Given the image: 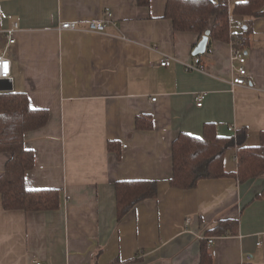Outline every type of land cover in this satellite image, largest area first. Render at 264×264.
Instances as JSON below:
<instances>
[{"label": "crops", "instance_id": "1", "mask_svg": "<svg viewBox=\"0 0 264 264\" xmlns=\"http://www.w3.org/2000/svg\"><path fill=\"white\" fill-rule=\"evenodd\" d=\"M246 1L228 0L230 22L245 19L233 9ZM166 3L0 0L8 91L49 114L24 137L35 155L26 186L61 192L57 209L39 211L5 209L0 194V264H264V199L256 198L264 172L244 182L202 179L191 189L170 184L173 142L182 133L203 137L205 124L215 123L218 135L230 137L245 127L246 146L261 144L264 16L253 19L246 47L251 86L234 88L231 43L209 37L205 53L195 55L203 36L176 31ZM107 13L105 31L88 30ZM67 21L78 29H61ZM14 23L9 44L5 30ZM195 56L203 69L186 70ZM165 57L170 66L160 64ZM199 93H206L202 106ZM139 115L151 116L153 128H137ZM10 156L0 152V175ZM224 167L237 170L235 149ZM125 180H155L158 195L118 222L116 183ZM228 220L238 223L208 234Z\"/></svg>", "mask_w": 264, "mask_h": 264}, {"label": "trees", "instance_id": "2", "mask_svg": "<svg viewBox=\"0 0 264 264\" xmlns=\"http://www.w3.org/2000/svg\"><path fill=\"white\" fill-rule=\"evenodd\" d=\"M147 5L150 0H138ZM233 13L244 17L245 27L235 31L230 26L231 12L228 0H167L165 18L173 22L176 31H195L201 36L210 29L211 40L232 42L241 40L247 47L252 21L264 16V0H248L237 3ZM49 119L47 111L35 109L29 104L24 93L0 91V152L10 153L5 171L0 175V194L5 209L25 211L54 210L60 206L59 189H29L26 186V173L35 165L34 152L24 145L26 132L41 128ZM137 128H153L149 115L137 117ZM248 130L241 128L236 135H218L215 123H206L203 137L182 133L173 142V187L191 189L199 181L208 178L232 177L241 182L258 177L264 172V131L261 144L246 146ZM120 143L109 142L110 149H117ZM236 150L238 168L227 171L224 157L227 151ZM158 195V182L155 180H125L116 183L117 218L122 221L140 202ZM264 199V190L256 195ZM238 220L223 221L208 234H222ZM203 257L207 259V246L204 241Z\"/></svg>", "mask_w": 264, "mask_h": 264}, {"label": "built area", "instance_id": "3", "mask_svg": "<svg viewBox=\"0 0 264 264\" xmlns=\"http://www.w3.org/2000/svg\"><path fill=\"white\" fill-rule=\"evenodd\" d=\"M108 18L105 20H92L88 24V30L92 31H105L108 25V21L110 20L111 13H107ZM231 29L235 31H241L245 27L244 19H240L234 23H230ZM61 29H71L77 30L78 25L75 22L67 21L61 24ZM18 29V24L14 23L10 28L5 30V34L9 39V44L15 42L14 34ZM233 48L232 53V61L233 63V71L234 75L232 77L231 84L234 88L236 87H250L251 80L248 76V58H247V49L243 42L239 40H235L230 42ZM172 63L171 59L165 57L161 60L162 66H170ZM185 69L190 70H199L203 69L202 60L199 56H195L192 62L185 63ZM11 59L5 54V52L0 53V79L10 78L11 77ZM206 98V93H199L197 95V105L202 106L203 102ZM189 223V220H187ZM210 243L214 242V238L209 239ZM258 244H261L259 242ZM33 264H42L39 261H34Z\"/></svg>", "mask_w": 264, "mask_h": 264}, {"label": "water", "instance_id": "4", "mask_svg": "<svg viewBox=\"0 0 264 264\" xmlns=\"http://www.w3.org/2000/svg\"><path fill=\"white\" fill-rule=\"evenodd\" d=\"M211 30L208 29L203 35L201 41L194 50L195 55L203 54L206 51ZM12 89V81L9 78L0 79V91H8Z\"/></svg>", "mask_w": 264, "mask_h": 264}]
</instances>
